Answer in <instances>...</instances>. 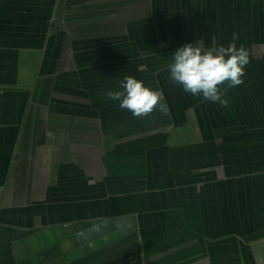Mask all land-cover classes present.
Segmentation results:
<instances>
[{"label":"crops","instance_id":"0c3cea01","mask_svg":"<svg viewBox=\"0 0 264 264\" xmlns=\"http://www.w3.org/2000/svg\"><path fill=\"white\" fill-rule=\"evenodd\" d=\"M197 40L249 52L227 107L169 80ZM0 264H264V0H0Z\"/></svg>","mask_w":264,"mask_h":264},{"label":"clouds","instance_id":"9594fccd","mask_svg":"<svg viewBox=\"0 0 264 264\" xmlns=\"http://www.w3.org/2000/svg\"><path fill=\"white\" fill-rule=\"evenodd\" d=\"M234 33L232 39H238ZM250 62L248 50L241 45L205 47L203 40L178 47L167 65L169 80L197 98H203L221 107L228 106L227 89L244 83L245 68ZM120 90H109L105 98L119 102L121 109L136 118L150 116L159 109L167 114V104L161 93L145 85L144 81L127 75L118 80Z\"/></svg>","mask_w":264,"mask_h":264}]
</instances>
